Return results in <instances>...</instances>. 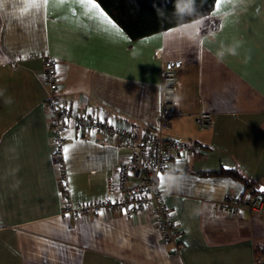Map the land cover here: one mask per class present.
Segmentation results:
<instances>
[{"label":"crops","instance_id":"1","mask_svg":"<svg viewBox=\"0 0 264 264\" xmlns=\"http://www.w3.org/2000/svg\"><path fill=\"white\" fill-rule=\"evenodd\" d=\"M214 11L215 1L200 17L195 40V28L178 32L177 25L131 39L110 16L122 35L77 0H49L43 7L3 0L0 264H264L254 252L264 242V211L221 207L227 195L264 185V0L226 2L219 15ZM44 54L61 69L62 101L77 99L82 109L135 132L156 124L162 67L181 60L163 133L193 149L180 164L177 156L169 158L167 170L175 166L181 179L163 190L178 229L177 249L163 239L150 206L84 217L62 212L45 110ZM177 95L183 97L179 103ZM202 110L211 122L198 128L193 115ZM90 133L72 124L64 130L73 204L103 196L108 175L132 151L121 139ZM220 169H236L248 187L213 173Z\"/></svg>","mask_w":264,"mask_h":264},{"label":"built area","instance_id":"2","mask_svg":"<svg viewBox=\"0 0 264 264\" xmlns=\"http://www.w3.org/2000/svg\"><path fill=\"white\" fill-rule=\"evenodd\" d=\"M41 59L44 67L42 81L48 89L45 110L49 139L55 156L58 186L64 194L62 212L72 217H84L99 211L126 210L128 213H136L150 206L151 216L163 239L174 244L177 249L178 229L164 201V191L160 190L157 173L161 175L167 170L170 157L175 155L183 160L189 158L193 152L192 147L187 143L163 135L164 130L170 126L177 69L182 65L181 60H167L162 67L159 83L160 104L156 124L151 129L145 128L135 132L127 124L109 125L107 121L95 116L92 111L89 115V109H82L77 99L62 101L59 96L56 59L48 54L41 55ZM193 119L198 128L208 127L211 122L210 113L204 110L196 112ZM65 120L77 129L118 138L132 147L128 158L119 162L108 175L103 196L76 204L71 202L63 160L64 130L68 125L64 123ZM262 138L264 141V128ZM181 153L186 155L182 157ZM221 207L228 211L246 208L250 212L261 213L264 211V193L249 191L229 194Z\"/></svg>","mask_w":264,"mask_h":264},{"label":"trees","instance_id":"3","mask_svg":"<svg viewBox=\"0 0 264 264\" xmlns=\"http://www.w3.org/2000/svg\"><path fill=\"white\" fill-rule=\"evenodd\" d=\"M214 1L195 0L199 17L211 11ZM96 2L131 39L144 37L177 25L173 14L174 0H96ZM186 19L191 21L195 18ZM213 173L232 176L243 181L248 187V182L236 169H220ZM252 192L261 193L256 190V187ZM254 252L264 259V242L257 244Z\"/></svg>","mask_w":264,"mask_h":264},{"label":"snow or ice","instance_id":"4","mask_svg":"<svg viewBox=\"0 0 264 264\" xmlns=\"http://www.w3.org/2000/svg\"><path fill=\"white\" fill-rule=\"evenodd\" d=\"M77 2L80 3L82 6H86L90 11L94 12L95 18L99 21H103V23L107 26L108 30H114L116 33L122 35L119 27L116 25V23H114V21L109 17V15L101 8L100 4L97 3L96 0H77ZM226 2L227 3H232V2L240 3V2H243V0H215L216 11H214L212 13V15L213 16L219 15L223 4ZM48 3H49V0H29V4L32 7H43V6L47 5ZM0 7H3V0H0ZM220 26H221V28H223L225 26V24H221ZM185 27H187V25H185ZM172 31H176V30H172ZM197 35L198 36L200 35L199 31H198ZM60 72H61V69L57 65V67H56L57 75H60ZM88 111H89V115H91V109H89ZM64 123L69 124V121L65 120ZM107 123L109 125L114 126V122L112 120H107ZM90 134L95 135V132L93 131ZM63 152L65 154V159H67V154L69 152V149L67 147H65L63 149ZM180 155L182 157H184L186 154L181 153ZM176 163L180 164V163H182V160L178 159L176 161ZM129 174L131 175V173H129ZM157 176H158V180H159L160 190L163 191L164 187H165L164 176L160 175L159 172L157 173ZM259 191L261 193H264V187L259 188ZM100 215H103V213L101 212Z\"/></svg>","mask_w":264,"mask_h":264},{"label":"clouds","instance_id":"5","mask_svg":"<svg viewBox=\"0 0 264 264\" xmlns=\"http://www.w3.org/2000/svg\"><path fill=\"white\" fill-rule=\"evenodd\" d=\"M173 14L177 20V30H189L195 28L196 31L192 35V39L198 36L199 25L201 23L199 13L195 6V0H174L173 4ZM194 17L195 19L187 21L186 18ZM187 25V27H185ZM183 99L182 96L177 95L176 100L179 103ZM178 169L175 166H170L169 169L165 172V183L169 189L175 188L178 185L179 180L181 179L177 173Z\"/></svg>","mask_w":264,"mask_h":264},{"label":"water","instance_id":"6","mask_svg":"<svg viewBox=\"0 0 264 264\" xmlns=\"http://www.w3.org/2000/svg\"><path fill=\"white\" fill-rule=\"evenodd\" d=\"M261 187H264V185L259 186V187H258V191H259V188H261Z\"/></svg>","mask_w":264,"mask_h":264}]
</instances>
